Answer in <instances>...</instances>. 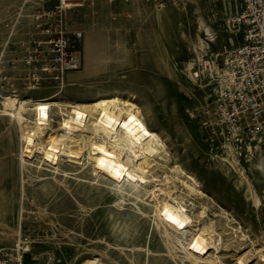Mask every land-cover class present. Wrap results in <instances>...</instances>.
Returning a JSON list of instances; mask_svg holds the SVG:
<instances>
[{"label": "rangeland", "instance_id": "rangeland-1", "mask_svg": "<svg viewBox=\"0 0 264 264\" xmlns=\"http://www.w3.org/2000/svg\"><path fill=\"white\" fill-rule=\"evenodd\" d=\"M40 4L41 0H0V143L13 135L12 147L17 149L20 140L19 126L2 114L6 111L2 96L16 94L18 100L29 101L55 95L51 101L56 105L48 113L52 128L69 103L87 105L117 92L135 105L146 126L160 136L162 151L170 155L167 169L181 168L206 195L194 201L193 215L202 207H214L206 217L222 221L217 222V231L229 218V226L239 229L231 235L247 239L244 252L252 253L251 263L263 264L259 252L264 251V166L259 167L255 144H229L214 134L210 109L219 60L241 43L242 29L235 31L228 25L239 0H87L63 16L70 32H82L81 40L74 43L78 69L61 82L32 86L23 58L29 17ZM206 29L212 40L207 39ZM92 34L100 49L95 67L86 69L84 41ZM25 108V116L32 120L29 106ZM3 159L0 156V166ZM82 159L84 166L77 171L61 159L59 168L67 175L49 173L48 166L35 160L23 167L24 180L15 176L0 182V191H7L9 200L2 206L0 202V253L17 251L24 264H83L92 259L102 264H139L136 260L147 264L148 257V264H173L159 232L154 231L155 221L141 218L128 206L118 208L119 217L136 219L122 222L124 228L115 237L104 213L111 210L106 205L113 203L116 191L103 192L98 187L101 180L91 174V161L85 155ZM179 178L189 182L184 175ZM68 188L76 200L67 196ZM180 191L186 193L184 188ZM104 200L111 202L104 204ZM234 259L224 264H234Z\"/></svg>", "mask_w": 264, "mask_h": 264}, {"label": "bare ground", "instance_id": "bare-ground-1", "mask_svg": "<svg viewBox=\"0 0 264 264\" xmlns=\"http://www.w3.org/2000/svg\"><path fill=\"white\" fill-rule=\"evenodd\" d=\"M205 32L207 39L212 40L213 37L207 29ZM97 49L100 48L95 35L92 34L84 41L86 69L90 68L92 64L95 67V61L98 58L96 56L99 54ZM15 95L2 96L3 106L6 108L2 114L10 117L9 120H13L16 126H19L20 140H17V149L12 147L13 135L5 137L0 143V156L4 157L0 166L1 183L7 180L11 181V178L15 176L19 179L22 177L24 180L23 167L34 164L35 160H37L36 164H41L40 166H48L47 172L49 173L59 174L62 172L67 175L65 170L59 168L62 166L61 159H66V162L71 165L70 170L77 171L84 166L82 157L85 155L87 161H91V174L94 175V179L101 180V186L98 187L103 192L116 191L117 196L114 197L116 201L113 200L112 204H107L111 201H103L104 204H107L106 206L112 207L104 215L108 216L107 225L111 230L114 229L115 237H119V232L124 228V222L130 224L136 219L127 216L123 220L119 217L118 208L128 206L127 208L132 213L135 211L141 218L155 221L154 231L159 232L173 264L178 262L179 264H224L228 258L232 257H235L234 264H250L252 262V253L244 252L248 246L246 245L247 239L241 234L238 237L231 235V231L237 233L238 227L235 230L230 227L229 218L224 220V224L220 223L219 231H217V225H219L217 222L221 220L212 221L213 219L207 218L209 212L212 213L210 210H213L214 207H202L193 215L194 201L203 199L206 195L197 189L199 188L197 181L181 168L171 166L173 171L171 168L167 169L166 164H168L170 155L168 156L162 151L163 145L160 136L146 126L133 103L122 98L117 92L98 97L87 105L85 103L84 105L69 103L65 106L67 111L61 113L62 118L57 122V126L51 128L48 113L50 108L56 105L51 101L55 95L35 100L28 99L29 101L27 99L18 100ZM25 106H29V111L33 116L32 120L25 116L24 112L28 110ZM28 112L26 113L28 114ZM19 121L21 122L19 123ZM259 145H256L254 149L260 159L259 167L263 168L264 148ZM8 154L11 155L8 156ZM14 162L18 163L17 174ZM33 168L37 169L38 167ZM39 169L41 168L39 167ZM80 173L84 174L82 171ZM81 175L77 176L82 177ZM181 175L186 176L191 183L184 181L185 179L181 180L179 178ZM44 183L49 185L48 181H44ZM181 188H184L186 193H182ZM68 191L66 192L67 196L76 200L74 193L69 188ZM6 194L7 191H0L1 206L9 204ZM125 196L129 198L126 199ZM252 199L257 201L255 197ZM199 205L201 206V204ZM2 209L5 213L9 206ZM2 227L5 226L2 225ZM239 228L241 229V227ZM225 237H228L229 243H226ZM18 244L16 242V248ZM157 246L160 250L161 246ZM115 250L119 251L120 249ZM158 251L156 250V252ZM210 251L213 252L212 255ZM220 252H224V255L228 253V257L218 255ZM259 253V258H261L259 262H264V251ZM149 259L150 257L147 258V264ZM136 261L140 264V260ZM97 262V259H92L83 264H102ZM141 263H143L142 260Z\"/></svg>", "mask_w": 264, "mask_h": 264}, {"label": "built area", "instance_id": "built-area-1", "mask_svg": "<svg viewBox=\"0 0 264 264\" xmlns=\"http://www.w3.org/2000/svg\"><path fill=\"white\" fill-rule=\"evenodd\" d=\"M49 1L41 0L29 17L23 63L32 85L61 82L80 65L74 43L81 40L82 32H70L63 16L87 0H52L46 5ZM228 25L235 31L241 28L242 39L224 52L215 72L217 88L210 102L213 132L229 144L264 148V0H239ZM0 264L24 263L12 251L0 253Z\"/></svg>", "mask_w": 264, "mask_h": 264}, {"label": "crops", "instance_id": "crops-1", "mask_svg": "<svg viewBox=\"0 0 264 264\" xmlns=\"http://www.w3.org/2000/svg\"><path fill=\"white\" fill-rule=\"evenodd\" d=\"M49 2H51V4L54 2V1H52V0H50ZM49 3H46V5H48ZM68 24V23H67ZM71 28V27H70Z\"/></svg>", "mask_w": 264, "mask_h": 264}]
</instances>
